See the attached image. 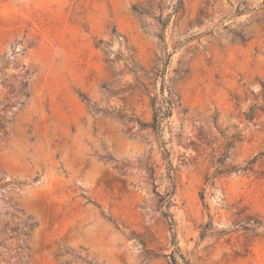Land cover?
<instances>
[{"label": "rangeland", "instance_id": "obj_1", "mask_svg": "<svg viewBox=\"0 0 264 264\" xmlns=\"http://www.w3.org/2000/svg\"><path fill=\"white\" fill-rule=\"evenodd\" d=\"M241 1L0 0V264H264V0ZM229 140L222 167L255 166L209 186Z\"/></svg>", "mask_w": 264, "mask_h": 264}, {"label": "trees", "instance_id": "obj_2", "mask_svg": "<svg viewBox=\"0 0 264 264\" xmlns=\"http://www.w3.org/2000/svg\"><path fill=\"white\" fill-rule=\"evenodd\" d=\"M239 9L240 10H237L238 14L250 11L247 0L241 1ZM161 23H162V28L165 29L167 26V20H162ZM27 84L28 83L26 82L23 85H21V87L19 88L17 93L20 96L29 95L26 90ZM165 87L166 86L164 85L162 88L163 94L165 92ZM262 88H263V94H264V82L262 83ZM172 94L173 93L171 89H168V94L163 95L162 98L160 99H158L157 97L152 98L151 104L153 108V118H152V121L150 122V127L153 129V131L157 134L158 138L160 139L163 156H164V159L167 161L168 169L170 172H172L174 168H173V164L170 158V151L166 146V142L163 138L162 131H163L164 122L168 120L173 114V103L174 102H173ZM83 98L87 99L85 95H83ZM23 103L24 101L20 99H17L15 101L9 100L6 107L9 109L10 108L12 109L14 108L13 105H19ZM261 110L264 111V107H262ZM255 115H256L255 106H252L249 112L247 113V117L248 119L252 120L254 119ZM5 117H6L5 114L3 115V117L0 116V130L2 134L4 135L7 134L6 132L7 127H6V122H1V118L5 119ZM233 146H234L233 140H229L225 144L223 153L216 161L217 168L215 172L206 177V184H208L209 186L214 185V181L218 177L219 174L229 173V172H247V171L253 170L255 163L258 159L257 156L249 160L244 166H234L232 169H226L222 167L224 160L228 157L229 151ZM205 195H206V190L203 189L200 193L201 199L203 201H205ZM171 196H172L171 193H167L166 195H161L162 205L166 206L169 203ZM205 206L206 208H208L207 204H205ZM164 216L169 220L170 226L173 230L174 229V219L172 218L171 214L167 210H164ZM254 222L258 226H264V223L262 221L255 220ZM213 224H214V217L211 214H209V221L206 224L201 226V233H200L201 238H205L208 235V231L212 228ZM172 242L173 244L177 245V236L175 233H173ZM167 256L170 258V261L172 264H191L190 260L183 253H181L179 247H176V249L170 254H168Z\"/></svg>", "mask_w": 264, "mask_h": 264}, {"label": "bare ground", "instance_id": "obj_3", "mask_svg": "<svg viewBox=\"0 0 264 264\" xmlns=\"http://www.w3.org/2000/svg\"><path fill=\"white\" fill-rule=\"evenodd\" d=\"M92 173H93V171H92ZM89 176H90V174H89ZM87 178H89V177H87ZM91 230V229H90Z\"/></svg>", "mask_w": 264, "mask_h": 264}]
</instances>
